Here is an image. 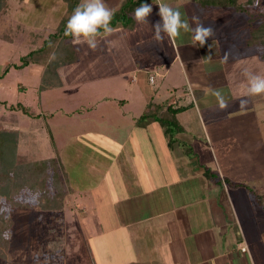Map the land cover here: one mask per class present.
Wrapping results in <instances>:
<instances>
[{
  "label": "rangeland",
  "instance_id": "obj_1",
  "mask_svg": "<svg viewBox=\"0 0 264 264\" xmlns=\"http://www.w3.org/2000/svg\"><path fill=\"white\" fill-rule=\"evenodd\" d=\"M3 2L0 130L18 129L19 137L8 145L0 140L1 171L7 174L1 193L17 203L7 206L11 226L0 228V264L129 260L121 250L127 242L117 241V248L122 247L116 250L111 235L106 237V249L99 251L95 236L105 221L90 211L72 214L71 205L66 208L65 181L74 193L85 189L87 194L107 195L119 175L136 187L129 178L130 164L157 163L166 156L168 162L179 163L180 174L195 172L193 162L211 166L199 170L201 180H215L217 196L229 190L256 264H264V94L245 95L246 74L264 75V45L249 44L251 29L261 23L259 14L198 0H142L135 9L141 3L153 8L147 23L138 24L133 12L126 21L110 25L112 33L98 37L95 50L75 44L79 60L59 69L62 85L42 91L44 65H16L42 44L43 39H36L40 32L46 30L42 36L46 37L56 28L67 5L64 0ZM119 2L105 4L114 11ZM161 2L178 9L190 27H196L195 17L211 26L215 35L204 47L193 46L192 33L183 30L176 39L161 33L163 39L157 41L154 25L161 21ZM251 2L264 6V0ZM255 18L259 20L252 21ZM215 90L228 102L227 109L219 108ZM241 99L248 101L243 107ZM163 101L188 106L178 114L183 129L175 134L173 145L158 122L154 129L163 133L151 136L138 123L149 105ZM133 131L135 139L129 138ZM49 158L59 163L66 192L62 209L40 205L32 185L23 189L28 163ZM122 165L125 171L116 176ZM17 188L21 189L14 193Z\"/></svg>",
  "mask_w": 264,
  "mask_h": 264
},
{
  "label": "crops",
  "instance_id": "obj_2",
  "mask_svg": "<svg viewBox=\"0 0 264 264\" xmlns=\"http://www.w3.org/2000/svg\"><path fill=\"white\" fill-rule=\"evenodd\" d=\"M155 124L157 122L141 126L145 135L163 133L154 129ZM136 135L133 131L129 138L135 139ZM199 152L205 154L206 151ZM178 164L168 162L167 156L165 161L157 163L130 164L129 178L134 179L136 187L119 175L125 171L122 165L116 169V176L120 178L114 179V187L107 195L87 194L85 189L81 194L74 193L65 181L66 208L71 205L72 214L90 211L105 221L104 228L95 236L99 251L104 250L106 237L110 235L114 238V249L117 241L127 242L126 246L122 244L121 250L129 260L115 264H256L229 190L224 189L217 196L215 180L204 179L206 186L201 180L199 170L211 166L193 162L192 170L196 173L180 174ZM241 243L247 246L248 252L241 250ZM100 254L103 257V252Z\"/></svg>",
  "mask_w": 264,
  "mask_h": 264
},
{
  "label": "trees",
  "instance_id": "obj_3",
  "mask_svg": "<svg viewBox=\"0 0 264 264\" xmlns=\"http://www.w3.org/2000/svg\"><path fill=\"white\" fill-rule=\"evenodd\" d=\"M2 1L5 2L6 0ZM141 1L142 0H121L119 8L113 11V18L110 25L115 26L119 22L126 21L128 15L134 12L136 3H140ZM198 1L203 5L207 4L219 8H233L240 13H251L255 17H257L256 13L259 14L258 17L261 19V23L257 27L251 29L249 44L264 45L263 5L257 6L251 2L252 0H246L244 2H240L239 0ZM64 2L67 8L56 28L50 30L46 37H42L45 36L46 30L40 32L36 39H43L42 44L36 45L34 49L22 57L21 63L16 65L17 68L30 64L44 65L42 83L39 87L42 91L62 85L59 69L64 65L75 63L79 60V52L72 42L73 38L71 36H65L64 33L68 19L73 14L74 9L81 3V0H64ZM258 20V18H255L252 21L257 22ZM252 21L250 23H252ZM1 103L2 101L0 100V104ZM187 108V105L169 101H163L158 105H149L139 117L138 123H140L141 126H148L149 124L158 122L163 128L165 135L169 137V145H173L177 141L175 134L183 129L178 119V114ZM18 137V129L8 128L0 130V140L3 141L4 145L15 143L18 141ZM1 168L0 164V228H7L11 226L12 222L11 215H9L10 210H7V206L9 203H11L10 205L12 206L17 203H15V200L9 195H3L1 193L4 189L3 187H5L3 182L7 175L1 171ZM28 169L29 172L26 176L23 189L32 185L34 190L39 192L37 198L40 205L45 206L47 209H50L52 205L62 209L65 205L66 192L61 179L58 161L55 158L31 161L28 163ZM53 183H56V186L52 185ZM20 189L21 188H17L14 193H17Z\"/></svg>",
  "mask_w": 264,
  "mask_h": 264
},
{
  "label": "clouds",
  "instance_id": "obj_4",
  "mask_svg": "<svg viewBox=\"0 0 264 264\" xmlns=\"http://www.w3.org/2000/svg\"><path fill=\"white\" fill-rule=\"evenodd\" d=\"M258 4V0H257ZM158 15L161 18L160 22L154 25L157 41H161L166 34L170 39H176L180 36L181 30L192 33L193 46L199 44L204 47L208 39L215 35L214 29L211 26H205L198 18L196 27H190L187 20L181 18V12L174 9L166 3L158 4ZM153 11L152 5L141 3L134 10L133 18L138 24L148 22V17ZM113 18L112 10L106 6L104 0H81V3L74 9L73 14L67 21L65 36H71L74 44H87V46L95 50L98 47V37L110 35L113 29L110 27ZM247 75L246 96H256L264 94V75ZM213 95L217 98L220 109H227L228 102L223 97L219 90L213 91ZM246 99H241L240 104L243 107L247 104Z\"/></svg>",
  "mask_w": 264,
  "mask_h": 264
},
{
  "label": "built area",
  "instance_id": "obj_5",
  "mask_svg": "<svg viewBox=\"0 0 264 264\" xmlns=\"http://www.w3.org/2000/svg\"><path fill=\"white\" fill-rule=\"evenodd\" d=\"M240 248H241V250H242L243 252H248V248H247V246H246L245 244H242V243H241Z\"/></svg>",
  "mask_w": 264,
  "mask_h": 264
}]
</instances>
